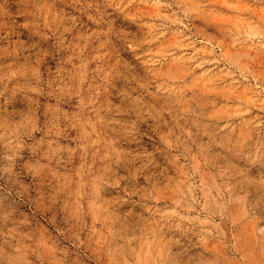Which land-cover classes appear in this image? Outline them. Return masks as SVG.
<instances>
[{"label": "clouds", "instance_id": "1", "mask_svg": "<svg viewBox=\"0 0 264 264\" xmlns=\"http://www.w3.org/2000/svg\"><path fill=\"white\" fill-rule=\"evenodd\" d=\"M0 264H264V0H0Z\"/></svg>", "mask_w": 264, "mask_h": 264}]
</instances>
